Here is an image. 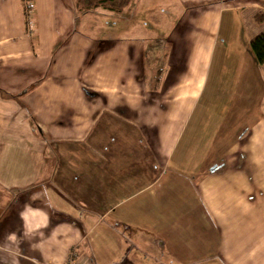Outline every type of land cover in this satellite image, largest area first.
I'll list each match as a JSON object with an SVG mask.
<instances>
[{
    "label": "crops",
    "instance_id": "crops-1",
    "mask_svg": "<svg viewBox=\"0 0 264 264\" xmlns=\"http://www.w3.org/2000/svg\"><path fill=\"white\" fill-rule=\"evenodd\" d=\"M145 2L183 6L154 44L131 18L97 42L72 0H33L28 24L0 0V264H264V184L221 127L187 132L223 18L250 44L264 0Z\"/></svg>",
    "mask_w": 264,
    "mask_h": 264
},
{
    "label": "rangeland",
    "instance_id": "rangeland-1",
    "mask_svg": "<svg viewBox=\"0 0 264 264\" xmlns=\"http://www.w3.org/2000/svg\"><path fill=\"white\" fill-rule=\"evenodd\" d=\"M145 1H140V3L134 0L130 1L120 15L102 10L89 12L86 19L93 28H86L85 25L89 24L86 21L82 24L79 23V26L84 33L96 36L98 42L104 40L103 37L118 38L124 34L123 32H133L134 30L124 29L127 24L126 20L131 18L138 21L139 30H136L138 35L148 33L146 38H150V40L147 43L154 44V41H161L164 38L163 35L150 31L149 28L158 23L155 24L154 20L168 24V20L170 23L174 19L171 16L180 13L183 6L180 5L176 13L162 18L156 14V16H152ZM163 2L157 3L155 9L169 11V8L174 4L173 0H168L164 8ZM138 8L141 10L139 13H137ZM128 10L129 12L126 13ZM97 12L101 14L98 15ZM227 18V16L223 18L220 43H218L213 55L208 83L198 101L187 132H189L188 135H195L196 138L202 136V138L216 139L218 143L222 137L223 143H225L233 136L236 140L231 147V153L235 160L231 161V165H229V161L225 164H228L239 174L254 175V180L260 178L256 186H261L264 184V64L258 65L256 63L249 44L243 41L245 31L237 26L232 27V24L230 26L225 25V22H228ZM111 29H113V33H110ZM252 63L254 64L253 67ZM237 77L239 87L232 89L231 87L235 85ZM201 117H204L202 128L207 135L200 134L199 130L194 127L193 122L198 123L201 121ZM215 127L218 129L221 127V131L223 130L222 137L219 132L216 133ZM213 147L218 149L222 146L217 144L216 146H209V148Z\"/></svg>",
    "mask_w": 264,
    "mask_h": 264
},
{
    "label": "trees",
    "instance_id": "trees-1",
    "mask_svg": "<svg viewBox=\"0 0 264 264\" xmlns=\"http://www.w3.org/2000/svg\"><path fill=\"white\" fill-rule=\"evenodd\" d=\"M131 0H72L74 10L78 13H89L102 10L112 14H122ZM23 14L28 24L29 16L33 9V0H20ZM254 22L258 25L264 24V16L257 14ZM250 50L258 65L264 64V31L250 41Z\"/></svg>",
    "mask_w": 264,
    "mask_h": 264
},
{
    "label": "built area",
    "instance_id": "built-area-1",
    "mask_svg": "<svg viewBox=\"0 0 264 264\" xmlns=\"http://www.w3.org/2000/svg\"><path fill=\"white\" fill-rule=\"evenodd\" d=\"M66 264H78L73 259L69 258V260L66 262Z\"/></svg>",
    "mask_w": 264,
    "mask_h": 264
}]
</instances>
